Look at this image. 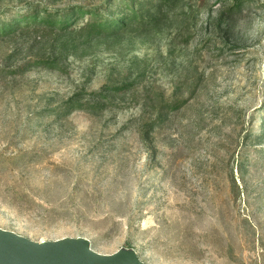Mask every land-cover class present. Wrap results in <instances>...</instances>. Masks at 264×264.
<instances>
[{
  "label": "rangeland",
  "instance_id": "obj_1",
  "mask_svg": "<svg viewBox=\"0 0 264 264\" xmlns=\"http://www.w3.org/2000/svg\"><path fill=\"white\" fill-rule=\"evenodd\" d=\"M126 1L145 16L117 35L55 52L80 21L61 38L0 41V67L59 62L0 74V228L34 241L82 236L101 254L132 247L145 264H264V155L237 147L264 123V0ZM28 2L103 0H0V11ZM122 82L133 86L108 92L101 112L37 114ZM176 98L187 102L145 139L153 106Z\"/></svg>",
  "mask_w": 264,
  "mask_h": 264
},
{
  "label": "trees",
  "instance_id": "obj_2",
  "mask_svg": "<svg viewBox=\"0 0 264 264\" xmlns=\"http://www.w3.org/2000/svg\"><path fill=\"white\" fill-rule=\"evenodd\" d=\"M164 1L158 0L155 5L160 7ZM135 5L134 3L129 4L126 0H103L97 6L72 4L62 9H54L34 2H28L21 7H9L0 11V41L11 38L21 31L32 32L40 35V38L43 37L42 32L56 31V34L61 38L66 36V34L68 36V34L74 33L76 31L75 25L82 21V25L79 28L81 33L78 36L76 35L70 39L66 38V40L61 42H57V39L53 43L55 52H58L60 49L77 46L75 41L80 37L82 41H91L99 37L122 33L130 24L135 21L139 22L145 16L144 11L136 9ZM155 5L152 6L155 8ZM235 5L238 9L240 3ZM58 67L57 55L44 58L27 56L13 67H0V74L4 77H16L32 68L55 70ZM132 86L133 83L131 82H122L114 86H103L100 91L91 92L90 98L84 100L80 96L82 95L81 93L73 94L58 105L38 110L37 114L40 116L54 115L56 119H63L66 116L68 117L74 110L98 113L113 105L106 95L108 92L124 93ZM186 102L187 99L176 98L153 106L154 115L149 117L147 122L144 123L145 139H147L153 129L167 121L166 119H168V115L171 112L177 111ZM240 139L241 142L239 140L237 145L239 149L242 147L253 148L258 154L264 155V123L262 130L258 132L247 130ZM244 154V152H240V159L236 162L239 171L244 169L246 162L250 163L248 156Z\"/></svg>",
  "mask_w": 264,
  "mask_h": 264
},
{
  "label": "water",
  "instance_id": "obj_3",
  "mask_svg": "<svg viewBox=\"0 0 264 264\" xmlns=\"http://www.w3.org/2000/svg\"><path fill=\"white\" fill-rule=\"evenodd\" d=\"M0 264H145L132 247L101 254L82 236L34 241L0 228Z\"/></svg>",
  "mask_w": 264,
  "mask_h": 264
}]
</instances>
